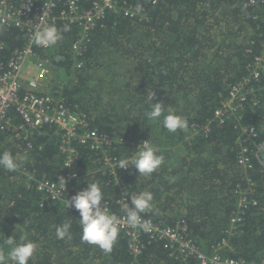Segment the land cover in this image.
<instances>
[{"label": "trees", "instance_id": "trees-1", "mask_svg": "<svg viewBox=\"0 0 264 264\" xmlns=\"http://www.w3.org/2000/svg\"><path fill=\"white\" fill-rule=\"evenodd\" d=\"M94 0H80L89 8ZM140 4L145 15L131 16L108 8L90 33L82 55L73 51L79 26L67 24L55 45L39 50L50 59L55 97L86 115L90 128L109 135L105 150L116 161L119 183L102 160L104 152L77 144L74 168L78 188L97 182L115 212L125 214L130 196L154 195L144 214L155 222L175 226L184 220L199 248L212 254L223 240L222 256L258 262L264 257V73L250 79L253 96L219 117L230 91L248 77L255 57L264 56V6L247 0H119ZM124 5V4H123ZM124 5V6H126ZM66 23H55L62 27ZM3 61L24 44L22 32L0 28ZM81 61V66H77ZM153 102L172 107L187 128L167 131L161 121L146 118ZM11 122L23 118L9 110ZM162 119V118H161ZM255 128L256 134L246 128ZM0 128V153L22 158L15 172L0 168V241L23 235L37 245L29 264H200L196 257L173 254L164 240L143 232L140 254L129 248L128 235L119 231L111 253L82 241L79 212L61 200H45L36 179L58 181L67 171L61 149L62 132L45 124L25 139ZM146 139L164 156L151 175H140L134 165L119 169ZM247 163H240L243 149ZM33 173L30 179L23 173ZM121 197L124 199L121 200ZM248 206L241 213L240 202ZM253 201H256L254 204ZM241 216L236 226L231 218ZM71 221L68 235L58 239L56 228ZM18 226V227H17ZM70 237V238H69ZM222 245V244H221ZM7 246L0 248L6 259Z\"/></svg>", "mask_w": 264, "mask_h": 264}, {"label": "built area", "instance_id": "built-area-1", "mask_svg": "<svg viewBox=\"0 0 264 264\" xmlns=\"http://www.w3.org/2000/svg\"><path fill=\"white\" fill-rule=\"evenodd\" d=\"M151 3H158L163 0H148ZM249 5L263 4L264 0H247ZM126 5L125 3H123ZM119 0H94L89 8H82L80 0H0V28L14 27L22 32L25 42L22 46L14 48L7 61H3V42L0 41V128H10L15 133L12 136H23L25 139L34 130L45 124H54L61 134V149L65 155V166L67 171L63 175L66 179V187L58 181L47 178L36 179L37 189L43 194L42 204L45 200H61L68 206V199L77 194L85 187L78 188L75 181L79 177L78 170L74 163L78 156L77 144L89 145L92 148L104 152L102 160L109 167L112 174L110 182L119 183L121 175L116 171V161L108 153L106 145L112 143L109 135L101 134L96 129L90 128L87 117L84 113L72 110L63 101V97H55L53 92V72H51L50 59L43 57L39 50L46 49L34 43V33L45 25L59 22L75 24L79 26L78 37L73 42V51L82 55L85 45L90 40V33L97 25L100 18L106 15L108 8L116 12L124 11L131 16L145 15L140 4L124 6ZM264 20V14H263ZM79 61L77 66H81ZM260 73H264V56L255 57L254 64L249 66V74L244 80L237 83L230 91L229 99L225 102L224 111L218 110L216 114L222 117L224 112L235 108V104L241 103L252 94L254 88L249 87L250 79H259ZM15 108L23 118V124L16 126L11 122L9 110ZM249 132L256 134L255 128H246ZM246 148L241 154L240 163L246 164L248 158L244 155ZM25 176L35 179L33 173L24 170ZM124 199L121 197V200ZM106 201V200H105ZM255 204L256 201H253ZM108 210L116 214L122 223L120 231L128 235V245L131 251L138 255L141 253L144 243L141 242L143 230L139 227L127 226L126 215L115 212L106 201ZM248 206L245 198L240 202L241 213ZM151 230L146 232L151 240H164L167 247L173 249L172 253L183 258L194 256L200 264H264V257L258 262L247 261L244 258L233 256H222L218 250L226 245L223 240L214 253L207 254L197 245L195 239L190 235L187 224L184 220L179 221L175 226L158 223L150 218ZM241 216L235 215L231 218L232 226H236Z\"/></svg>", "mask_w": 264, "mask_h": 264}, {"label": "clouds", "instance_id": "clouds-1", "mask_svg": "<svg viewBox=\"0 0 264 264\" xmlns=\"http://www.w3.org/2000/svg\"><path fill=\"white\" fill-rule=\"evenodd\" d=\"M70 30V26L67 24L62 27H57L55 24L45 25L35 31L34 43L44 48L55 46L62 39L63 33ZM154 97L155 92L152 90L147 96L150 111L145 115L148 120L161 121L163 127L171 133L187 128V122L182 116L163 102H153ZM163 162V154L149 139H146L135 150L131 159L122 158L118 161V168L126 170L129 166L134 165L139 176H147L157 170ZM21 164L22 158L20 156L14 155L10 151L0 153V168L15 172L21 167ZM71 164L65 167L71 166ZM59 182L66 187V179L63 176L59 178ZM153 199V193L148 190L130 196V206L126 204L123 209L127 226L139 227L145 232L151 230L150 221L143 219L142 214L152 209ZM68 207H74L80 214L82 241L98 246L105 253H111L123 225L121 219L108 210L101 186L97 182L89 181L85 189L68 199ZM70 227L71 221L58 226L56 228L57 238L64 239L68 235ZM5 246L8 248L6 259L10 261V264H29L37 249L36 243L23 235L19 240L14 235L4 238L0 241V248ZM0 264H5V256L3 255H0Z\"/></svg>", "mask_w": 264, "mask_h": 264}, {"label": "flooded vegetation", "instance_id": "flooded-vegetation-1", "mask_svg": "<svg viewBox=\"0 0 264 264\" xmlns=\"http://www.w3.org/2000/svg\"><path fill=\"white\" fill-rule=\"evenodd\" d=\"M249 96H251L252 94H248Z\"/></svg>", "mask_w": 264, "mask_h": 264}]
</instances>
